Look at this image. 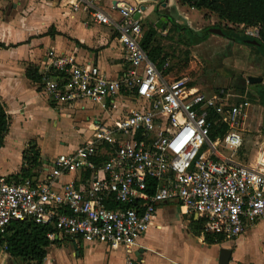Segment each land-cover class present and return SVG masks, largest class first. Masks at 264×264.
<instances>
[{"label": "built area", "instance_id": "2783aa9c", "mask_svg": "<svg viewBox=\"0 0 264 264\" xmlns=\"http://www.w3.org/2000/svg\"><path fill=\"white\" fill-rule=\"evenodd\" d=\"M103 2L68 4L116 31L126 73L109 79L96 66L50 54L42 88L56 104L88 100L107 112L131 97L141 105L111 122L90 120L89 137L75 151L57 155L43 178L0 176V236L13 222L30 220L52 226L49 238L102 243L129 254L157 206L175 201L198 215L203 233L237 239L247 225L264 221V140L254 162L240 160L249 100L164 74L140 45V2L113 0L110 12ZM239 28L247 38L259 37V26Z\"/></svg>", "mask_w": 264, "mask_h": 264}, {"label": "crops", "instance_id": "0c3cea01", "mask_svg": "<svg viewBox=\"0 0 264 264\" xmlns=\"http://www.w3.org/2000/svg\"><path fill=\"white\" fill-rule=\"evenodd\" d=\"M70 1L0 0V8L12 6L11 14L0 18V44L3 45L0 46V102L9 117V127L0 148V176L7 178L18 175L24 164L23 151L29 143H35L39 151V165L32 169L33 176L29 179L43 178L57 155L75 151L89 137L87 123L90 120L100 118L111 122L125 115L131 108L141 105L140 101L131 97L116 101L115 108L107 112L101 111L88 100L56 104L44 93L40 84L33 83L25 76L27 67L34 66L42 78V75L48 72L50 54L72 56L77 64L96 66L109 79H117L126 73L128 68L121 46L116 40V31L110 26L92 22L89 14L83 9L71 11L68 4ZM111 1L113 0H104L102 5L108 12V4ZM140 4L145 6L143 24L147 18L153 16L157 17L160 24L164 23L166 17L175 18L177 22L178 19H186V16H180V11L185 7L181 6L178 0H157V8L156 3ZM23 7L26 10L21 16L18 10H23ZM159 23L153 25L159 26ZM13 90L14 93L11 92ZM44 101L55 108L78 134L70 143L65 144V152L54 157L42 152L37 138L30 137L23 142L18 140L19 129L16 125L21 128L27 120L36 119L34 112H38V108H48L44 104H38ZM127 103L131 104L130 109L127 108ZM80 124L86 128L85 132ZM13 161H16V166L10 171L13 167L10 169L9 166H12ZM71 178L72 175L61 177L58 184ZM19 180L22 179L19 177ZM199 219L198 215L180 208L175 201L163 202L157 206L149 228L136 241L131 253L128 254L123 248L110 249L102 243H86L70 237L56 236L49 238L51 243L45 248L42 264H85V257L98 244L103 245L106 253L100 264H117L114 259H110V253L119 249L124 250V253L120 252L121 264H128V259L134 264H218L221 247L230 248L232 251L228 264H264L258 260L264 256L257 253L258 241L264 238L257 233L263 221L257 225H247L243 234L235 240L222 238V241L208 244L204 240L203 229L196 232L194 222ZM253 233V255L258 261L251 263L245 258L243 246L247 235L252 236ZM0 264H24V261L10 255L2 242Z\"/></svg>", "mask_w": 264, "mask_h": 264}, {"label": "rangeland", "instance_id": "374dc122", "mask_svg": "<svg viewBox=\"0 0 264 264\" xmlns=\"http://www.w3.org/2000/svg\"><path fill=\"white\" fill-rule=\"evenodd\" d=\"M180 11V16H186V19H178L179 24L186 25L189 29L197 33L198 36L203 34V30L216 27L218 19L212 13L206 10H194L184 6ZM12 6H4L0 8V18H6L11 14ZM26 10H18L19 15ZM148 16V15H147ZM160 21L153 16L144 21L143 28L146 30L151 24H157ZM160 25V23H159ZM170 28V25L167 27ZM160 30L156 36V43L160 44L163 52L166 54V61L162 68L163 73L172 78L187 76L192 84L199 87L201 90L210 92L215 89L224 88L236 95L237 100L247 98L251 104L249 109V119L245 132L243 133V147L240 160L243 163L254 162L261 142L264 140V116L263 106L258 99H249L247 93L241 94L234 90L233 83L238 76L247 79L248 76L261 77V84H264L263 64L264 58L253 47L230 41L223 36L210 33L204 41L191 43L188 41L183 31L177 32L174 29ZM189 35V34H188ZM190 37V35H189ZM161 68V69H162ZM247 91L254 94V87L248 84ZM250 85V86H249ZM233 90V91H232ZM14 93V90L11 91ZM45 107L38 108L35 111L36 119L27 120L19 129L18 140H24L33 137L37 138L42 152L50 157L56 156L58 153L65 152V144L70 143L72 139L78 136L76 129L64 120L63 116L59 115L55 108H52L46 101L43 103ZM127 108L130 109L131 104L127 103ZM92 113V112H90ZM84 130L83 124L79 125ZM22 145V143H21ZM16 161H13L10 171L14 170ZM256 222L255 225L260 224ZM264 225V221H263ZM263 225L257 232L261 237H264ZM254 233L252 236L247 235L244 242L243 251L248 262L260 261L264 262V257L258 259L254 256ZM259 255H263L264 238L258 241ZM233 248V247H231ZM123 249L112 251L110 259H114L117 264H121ZM187 253H189L187 251ZM105 250L102 244L94 246L92 252L85 257V264H100L105 256ZM254 260H251V259ZM258 259V260H257ZM134 264V262L132 263Z\"/></svg>", "mask_w": 264, "mask_h": 264}, {"label": "trees", "instance_id": "16d2710c", "mask_svg": "<svg viewBox=\"0 0 264 264\" xmlns=\"http://www.w3.org/2000/svg\"><path fill=\"white\" fill-rule=\"evenodd\" d=\"M178 3L187 8L199 11L206 10L215 15L218 19V24L215 26L221 29L223 37L237 43L247 38L239 28L240 25L249 27L259 26V37L257 40L264 46V0H178ZM168 25L177 32L183 31L188 41L192 44L204 41L208 35V28L203 30L201 36H198L197 33L189 29L186 25L179 24L175 18L166 17L164 23L159 26L151 24L143 31L140 45L146 52L149 60L155 63L159 70L166 61V54L163 52L162 46L156 43V36L158 29H168ZM0 46L3 45L0 44ZM253 48L261 54L258 48ZM25 76L33 83L40 84L42 87L41 75L38 74L34 66L27 67ZM252 86L254 87V94L247 91V82L241 76H238L232 87L241 94L247 93L250 100L256 97L263 106L264 84H254ZM8 127L9 117L0 102V148L3 145L4 136L7 133ZM22 160L25 165L23 164L20 168L19 174L8 176V181H16L19 177L25 179L33 176L31 174L32 169L39 165V151L35 143H29L27 145L22 153ZM194 223L196 225V232H201L203 229V221L199 219ZM51 231H53V228L48 224H36L30 220L16 221L8 227L5 235L0 236V243L4 242L8 253L13 257L21 258L24 264H42L45 256V248L51 243L48 237ZM204 240L208 244H213L222 241V237L213 234H204Z\"/></svg>", "mask_w": 264, "mask_h": 264}, {"label": "water", "instance_id": "95a60500", "mask_svg": "<svg viewBox=\"0 0 264 264\" xmlns=\"http://www.w3.org/2000/svg\"><path fill=\"white\" fill-rule=\"evenodd\" d=\"M137 1L142 2V3L144 2L156 3L155 7L156 8L158 7L157 0H137ZM162 5H165V3H162ZM142 8L145 9V6L142 5ZM207 32L223 36V32L221 31L220 28H217V27L208 28ZM239 43L258 48L261 52V55L264 58V46L257 40V38H245V39L240 40ZM262 81L263 79L261 77H256V76H248L246 79V82L250 85L260 84L262 83ZM263 109H264V95H263ZM231 254H232V251L230 248H226V247L219 248L218 264H228L231 258Z\"/></svg>", "mask_w": 264, "mask_h": 264}]
</instances>
